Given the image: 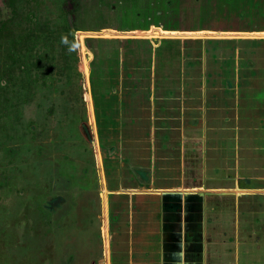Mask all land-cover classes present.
I'll list each match as a JSON object with an SVG mask.
<instances>
[{
	"label": "crops",
	"instance_id": "0c3cea01",
	"mask_svg": "<svg viewBox=\"0 0 264 264\" xmlns=\"http://www.w3.org/2000/svg\"><path fill=\"white\" fill-rule=\"evenodd\" d=\"M194 1V25L156 27L234 36L127 38L98 58L95 264H264V0Z\"/></svg>",
	"mask_w": 264,
	"mask_h": 264
},
{
	"label": "rangeland",
	"instance_id": "374dc122",
	"mask_svg": "<svg viewBox=\"0 0 264 264\" xmlns=\"http://www.w3.org/2000/svg\"><path fill=\"white\" fill-rule=\"evenodd\" d=\"M192 2L0 0V264H95L105 221L102 169L86 125L94 132L90 122L103 103L98 58L131 48L121 37L146 35L124 33L130 27L196 23L187 15L198 7ZM78 32L102 36L83 40L88 76ZM148 33L167 34L157 27ZM102 78L108 82L104 70ZM91 85L93 116L85 97ZM54 197L59 204L49 209Z\"/></svg>",
	"mask_w": 264,
	"mask_h": 264
},
{
	"label": "bare ground",
	"instance_id": "6f19581e",
	"mask_svg": "<svg viewBox=\"0 0 264 264\" xmlns=\"http://www.w3.org/2000/svg\"><path fill=\"white\" fill-rule=\"evenodd\" d=\"M153 27H156V26H154V25H152L149 29H147V30H131V31H125L124 33H138V34H142V33H146V35H143V36H139L140 38H174L175 36H167V34H169V35H176V36H187V37H204V36H206V35H214V37H222V36H234V35H229V34H232V33H228V34H221V33H215V32H213V31H209V32H204V31H178V30H169V29H164V28H162V27H157V28H159L160 29V31L161 32H167V34H162V33H148L147 34V32H151L152 31V29H153ZM106 29H108V30H112V31H116V32H123V31H119V30H116V29H113V28H104V29H102L101 30V32L102 31H104V30H106ZM87 33H89V32H87ZM87 33H85V32H78V41H79V45H80V47H81V50H82V55H83V64L81 65V68H82V70H84V72H85V74H86V70H87V72H88V67H87V63H86V61H85V58H86V56H85V47H84V39L86 38V37H88V36H90V37H102V36H98V35H96V34H89L88 36L86 35V37L84 36L83 37V35L84 34H87ZM106 34V37H111V38H113L112 37V35H111V33L109 34V33H105ZM260 36H254V37H264V36H262V34H259ZM132 36H135V35H132ZM245 36H247V35H245ZM210 37H213V36H210ZM115 38H120V37H115ZM121 38H136V37H121ZM138 38V37H137ZM87 85V84H86ZM89 89V88H88ZM89 92V91H88ZM86 100H88L89 101V112H90V115L91 116H93V104H91V98H90V95L89 94H86ZM90 116V117H91ZM92 119V118H91ZM104 182V181H103ZM104 185V184H103ZM107 191H105L104 193H103V201H104V199H106V195H105V193H106ZM106 204V203H105ZM105 226V225H104ZM106 226H105V228H104V230H105V239H106V249H107V244H108V240H107V234H106ZM103 238V239H104Z\"/></svg>",
	"mask_w": 264,
	"mask_h": 264
},
{
	"label": "flooded vegetation",
	"instance_id": "af4514ba",
	"mask_svg": "<svg viewBox=\"0 0 264 264\" xmlns=\"http://www.w3.org/2000/svg\"><path fill=\"white\" fill-rule=\"evenodd\" d=\"M7 2L9 1V0H6ZM86 129L88 130V132L90 133V136H91V138L93 137L92 136V132H91V130H90V127L88 126V125H86ZM60 201V198L59 197H54V198H52V199H50V200H48V204H47V207L49 208V209H53V207L55 206V205H58L59 202Z\"/></svg>",
	"mask_w": 264,
	"mask_h": 264
},
{
	"label": "water",
	"instance_id": "95a60500",
	"mask_svg": "<svg viewBox=\"0 0 264 264\" xmlns=\"http://www.w3.org/2000/svg\"><path fill=\"white\" fill-rule=\"evenodd\" d=\"M86 76H88L89 75V70H88V72H87V70H86V74H85Z\"/></svg>",
	"mask_w": 264,
	"mask_h": 264
}]
</instances>
